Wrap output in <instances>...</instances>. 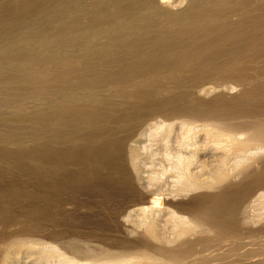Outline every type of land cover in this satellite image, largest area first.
I'll return each mask as SVG.
<instances>
[{
	"label": "bare ground",
	"instance_id": "1",
	"mask_svg": "<svg viewBox=\"0 0 264 264\" xmlns=\"http://www.w3.org/2000/svg\"><path fill=\"white\" fill-rule=\"evenodd\" d=\"M259 1L186 0L184 6L185 0H124L120 6L117 0H96L84 7L61 0L65 16L32 24V38L0 46V94L9 100V88L30 87L52 96L47 109L36 108L32 121L54 126V140L73 141L89 129L104 141L111 136L102 132L106 124L119 129L121 136L100 147L118 154L125 150L126 160L125 169L111 166L107 174L110 193L119 194L112 196L122 238L113 239L103 229L77 233L79 238L62 244L64 251L50 241L53 233L34 238L38 223L9 236L4 264H16L23 252L37 255L38 264H224L238 255L233 246L221 252L225 244L257 241V236L264 241V65L255 66L257 60L247 57L264 47V0L252 7ZM72 3L76 7L68 13ZM255 11L262 15L253 16ZM235 13L244 20L234 21ZM250 17L253 25L246 26L243 21ZM1 28L3 34L11 30L7 24ZM192 73L218 83L236 79L243 88L228 98L224 92L236 87L223 84L224 92L215 95L213 85L198 89ZM164 79L171 86H163ZM106 89L109 98L103 95ZM110 99L126 105L117 108ZM14 138L5 137L17 142ZM256 164H261L259 174ZM240 177L255 180L232 190ZM255 225V230L242 229ZM51 226L42 228L52 231ZM82 240L100 243L103 252L80 248ZM257 255L241 256L254 261Z\"/></svg>",
	"mask_w": 264,
	"mask_h": 264
},
{
	"label": "rangeland",
	"instance_id": "2",
	"mask_svg": "<svg viewBox=\"0 0 264 264\" xmlns=\"http://www.w3.org/2000/svg\"><path fill=\"white\" fill-rule=\"evenodd\" d=\"M71 1L81 4L84 7H91L95 4L96 0L94 1V3L93 0ZM117 1L120 6L123 5L124 0ZM260 1L258 3H252V7L257 8V6L261 3ZM60 2L61 0H0V29H2L1 26L5 24L11 27V30L8 34H3L0 31V46L5 45L9 42V40L12 39L32 38L29 35L30 32H28V29L32 27V24L43 25L47 21H49L50 18L54 19L59 17V14H61V16H65L66 10H62V8H60ZM184 3L185 4L183 5L185 6L186 0ZM183 5L182 7H184ZM75 7V4L72 3L70 7H67V9H69L67 10V12H71L75 9ZM48 11H50L51 14ZM254 13L255 14H253V16L262 15V12L260 11H255ZM44 19L47 21H45ZM232 19L236 22L240 21L239 19H241V21L244 20V18H240L238 14L236 15V13L232 16ZM248 20L253 23L252 17L247 19L245 18V21L243 22L247 24L246 26H250V24L252 26L253 24ZM257 36L260 37L261 34L259 33L257 34ZM237 41L239 42V39ZM256 52L259 53L258 51H251V53H249L247 57H252V60H254L255 58L254 61H258H256L255 66H260L263 68L264 47L261 49V54L259 53L260 55H258ZM73 54L75 55L74 58L79 56V54L77 55V53L75 54V52H71L69 55L72 56ZM90 58H93V56H91ZM94 62L96 61L91 60L90 63L92 64L90 65H92L94 70L98 72L99 67L97 65V62L96 64ZM193 74L194 73L189 75ZM194 77L197 79V76ZM197 80L198 82L200 81L198 83L200 84L198 89L211 87L213 85L214 88H216V92H214L215 95L218 94V92L223 93L225 85H235L236 90H233V92L229 93L227 92V90L224 92V94H226L228 98L237 97V95L241 91V87L243 88V86L240 85L241 82L236 79L219 81V83L218 81L211 78H203L201 80ZM165 81L166 80L164 79V81L161 82H164L165 84L167 83L168 85H165L163 83V86H171L170 82ZM261 82L263 83L264 80L262 79ZM236 84L238 85V87L236 86ZM218 87L219 90L222 88V90H220L222 92L218 91ZM29 88L30 87H24L23 89L21 88L18 90L15 88H9L8 91H5L6 93L8 92L9 94H11L9 100L8 98H5L4 92L3 94H0V136L2 137V139H0V264H4L5 262V247L7 246L6 242L8 241L7 239L9 238V236L15 233L18 234L19 232H23L25 231V229L27 230L31 226L35 227L38 223V226H41L38 227L39 229H37L40 233H38L39 235L37 234L36 236H34V238H37L39 236L38 238L42 237V239H44L43 234H46L45 232H47V234L53 233L52 235H55V240L53 239V236L49 235V238H52V240L50 241H54V244L56 243V245L59 244L58 246L60 248L62 247L61 249L64 251L65 248L62 244H64V242L68 240V238L71 239V236L77 238L78 236L80 237L85 234H97L98 232L103 233L104 230V233H107V235L111 236L113 239L122 238V234L120 233L118 226L115 225L116 223L114 221V211L116 207L115 200L119 198V194H116V196L110 193L111 186H109L108 184L107 179L109 178V176L107 174L109 173V170L112 169V167H114L115 165L118 166L117 163H119V166L121 165V167L119 168L118 166L117 168L116 166V170L125 169V150L123 151V153L118 154L117 152L115 153V151L107 149V153L105 151L103 152V149L100 147L101 143H106L111 140L114 141L115 137H117V135L121 136L122 132L119 129H116L115 131V128H112L109 124H106L103 127L102 132L107 133L111 136L106 139L104 138V141H99L97 138H95L94 133H92L91 130L88 131L89 129L83 130L80 133H76L75 136L77 137H75V140L73 141L54 140L52 138L55 130L54 126L46 124V127H48L46 128L44 125L35 124L32 121L33 118L37 116V111L41 110V108L42 110L45 108L47 109L45 103H50L54 100V98H52V96L50 95L46 96V94H43V92L41 91ZM105 92L106 95H104ZM108 93L109 90L106 89L103 95L109 98L110 95ZM210 96L213 97L214 95L211 94ZM210 96H204V99L209 100L211 99ZM199 98L203 99V95L199 96ZM13 100L15 101V105ZM110 100L111 102H113L114 100L112 104H115V107L117 108L126 105V103H124L123 101L118 100L117 102V99ZM11 102L13 103V105L11 104ZM26 116L27 118H25ZM8 117L12 121H8L5 119ZM226 121L228 122V120H220L219 122L224 123ZM229 121L235 123L237 120L229 119ZM210 122L217 124L216 121ZM35 128H37V130ZM11 136L13 138L15 137L14 139H17V142L5 139V137ZM93 151H97L96 157H93ZM89 152H91V154ZM99 155L100 157H98ZM101 156H103V158ZM114 156H121V158L119 160L118 157L115 158ZM88 157L90 158L88 159ZM84 158H87L88 161ZM94 158L95 160H93ZM115 161H117V163H115ZM111 162H113L114 165L111 164ZM259 165L261 166V164L255 165L256 169L259 168V172H257V174L260 173V167H258ZM117 180L121 181V178H117ZM246 180L251 183L255 180V178L240 177L239 179H237L238 182H235L236 184L232 186V190H239V187L242 184L247 183ZM93 189L95 190L94 193L92 192L94 191ZM208 194L210 193H207L206 195ZM112 195L116 196L117 199ZM247 205H250V203H248ZM44 221H46L45 224H52V231L51 229L47 228V230L46 228H44L45 226L43 227L45 230L42 228V225H45L43 224ZM26 223H28V225ZM262 223L264 226V222ZM262 223H260L261 227L259 226L258 229L263 228ZM99 226H101L102 228ZM257 226L255 225L250 227H242V229L244 228V230H251V227H253V230L254 227L255 229H257ZM99 228H101V230ZM61 231L64 233H62ZM67 234L68 236L65 238ZM3 237L5 238V240H3ZM123 238L127 239V237ZM134 239L136 238H131L130 240ZM243 239L244 241H242ZM247 239H249L250 242H248ZM250 239L251 238H242V240L236 239V246L233 245L234 243L225 244L224 247H222V249L220 250L221 252L226 253L233 246L237 249L238 255L229 257L224 262V264H254L257 261L260 262V260L262 262L261 264H263L264 258H262V256H264V241L260 240L262 239V237L259 236L258 238L257 236V241ZM86 242L87 241H85L84 243V240L80 241V248L86 250V247H89L90 249L87 250H93L94 253L103 252V249H100V247L103 248L100 243ZM241 242L245 245H239V243ZM98 247L100 251L98 250ZM225 247L227 248L224 249ZM71 252L72 251L70 250H66L67 255H72ZM245 253H254L260 255L255 256L256 259L254 261L253 259L247 261L242 258L243 254ZM34 256L37 258V255L35 254L26 255V253L23 252L20 254L19 261L16 264H38L36 263V258Z\"/></svg>",
	"mask_w": 264,
	"mask_h": 264
}]
</instances>
